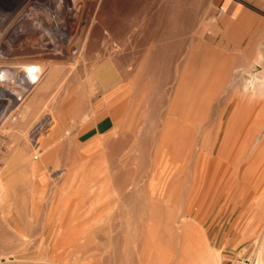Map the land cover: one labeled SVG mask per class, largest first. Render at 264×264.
I'll use <instances>...</instances> for the list:
<instances>
[{
  "label": "bare ground",
  "instance_id": "1",
  "mask_svg": "<svg viewBox=\"0 0 264 264\" xmlns=\"http://www.w3.org/2000/svg\"><path fill=\"white\" fill-rule=\"evenodd\" d=\"M208 2L59 0L64 22L47 29L27 11L13 14L0 5V131L7 123L12 138L17 133L31 137L36 148L27 139L14 148L6 173L0 172V201L9 185L29 175L27 166L18 174L20 164L49 166L30 170L36 181L53 177L58 183L64 176V185L55 186L46 203V221L36 220L26 233L0 230V264H79L101 248L109 249L113 264H168L166 255L173 250L182 252L181 262L221 264V251L205 234L194 239L188 230L200 229L191 219L196 202L205 196L195 189L198 172L202 183L225 187L215 197L225 199L234 186V203L241 199L245 181L254 182L264 165V104L235 105L220 138L230 106L219 113L211 103L218 91L214 85L230 74L231 62L217 55L211 65L207 47L196 45L180 71L181 35L198 19V7ZM254 57L251 52L240 68L253 67ZM244 84L240 101L264 98V76L253 74ZM214 115L219 120L212 122ZM47 127L52 140L43 147ZM244 129L260 136L261 148L229 152L231 140L232 148L241 146ZM247 153L254 157L243 172ZM160 162L157 183L150 174ZM96 194L94 211L112 212L103 225L80 216ZM172 201L179 206L166 204ZM59 211L52 222L51 215ZM94 214L93 219H103ZM258 248V264H264V237ZM35 251L40 253L30 259L27 254ZM68 256L73 263L65 261Z\"/></svg>",
  "mask_w": 264,
  "mask_h": 264
},
{
  "label": "rangeland",
  "instance_id": "2",
  "mask_svg": "<svg viewBox=\"0 0 264 264\" xmlns=\"http://www.w3.org/2000/svg\"><path fill=\"white\" fill-rule=\"evenodd\" d=\"M1 1H2V2H0L1 6L6 5V9H5L6 12L8 11V12H12L13 14L14 13L18 14L21 9L23 11L25 10L28 13H30L32 16H35V18H37V23L39 22L40 24L45 26L44 29H47V27H49L52 24H57V23L59 24V23L64 22L63 17L59 15L60 10L64 9V6L62 3L61 4L59 3V0H29V4H28V0H25L24 5L19 4L18 3L19 0H1ZM207 1H209L207 6L198 7V9H197L198 19L193 24H191L192 26L190 25L185 30V32L181 35L183 46H182V49L180 52L181 62L179 65H180V69H181L180 71L182 72L184 70L185 65H186V61H187L186 59L194 52V50H195L194 48H196L195 47L196 45H201V46L205 45L207 47V49H208L207 52L211 58V60H210L211 65L214 64L215 57L217 55L222 56V57H224L225 60H227V61L229 60V62H231L230 63L231 64V70L229 72L230 74L224 78L222 84L214 85L215 89L218 91H216L217 93L214 94L215 100L211 103L212 105H214V108L216 109L215 111H217V110L219 111V109L222 110V106H224V107L230 106V108L227 110V112L225 113V116H224V124L225 125L223 126V129L220 130V133H219L220 138H222L224 135V132H225L224 129L226 126V122L230 119V116L232 115V111H233L235 105H246V106H248V105H262V104H264V98L257 97V96H255L253 98H247L245 101L244 100L240 101V99H239V96L244 93L243 88L246 85L244 83H246V81H250L253 74L257 75L258 77H263L264 72L260 68L256 69V68H252V67H245V68L241 69L240 67H243L248 62L249 55L251 52H249L244 57L243 60H241V61L236 60L234 58L237 56V52L232 51L231 47L229 49L227 42H223V39H222V7H223V3L231 2L232 4H236V5H244V4L252 5L253 0H207ZM56 10H58V11H56ZM263 59H262L261 55L259 54L258 58L254 59V62H255L254 64L264 63ZM258 72H259V74H258ZM248 85L251 87L250 83ZM233 97H235V98L233 99ZM218 105L221 107L218 108L217 107ZM46 108L47 107H45V109ZM221 110L219 111V113L221 112ZM257 110H259V109H257ZM20 113H21V107H18L13 112L12 115L19 117ZM256 114H257V111L255 112L254 116H251L250 121L252 120V118L254 119ZM216 117L217 116L214 115L213 121L211 119L213 117H211L208 120L215 122V121L219 120V118L218 117L216 118ZM240 120H243V117H241ZM249 126L250 125H246V127L248 129H249ZM5 127H6V130L10 129L9 132H7L5 130ZM3 128H4V130H3ZM49 128L50 127H47L44 130L45 132H43V134H42L43 137L41 136V144L43 147L49 144V142H50L49 140H52L51 139L52 136L50 134L51 132H50ZM248 129H244V131L242 133L244 136L242 135V139L240 140L241 146L238 144L237 148H232L233 140H231V143L229 144V148H228L229 152L231 151L232 153H236L238 150L242 151V153L244 151L248 152V151L252 150L253 147L256 148L257 145L259 146L257 150H259L261 148V146L259 145L261 142L257 140L258 138H260V136L259 135L256 136L255 134L250 133V131ZM248 131H249V133H248ZM46 132H48V133H46ZM0 133H1L0 134V140H1L0 141V150H1V152H0V172L2 170L6 171L7 165L9 164L8 163L9 159L11 158L10 157L11 154L17 148L18 145L24 144L26 139L30 143L31 148L32 147L34 148V149L32 148V150L36 151L35 145L33 144L31 137H28V138H30V139H28L27 137L25 138L24 135H21V133H17L12 138V136L9 135V134H13L12 129L8 126L7 123L4 125V127L1 128ZM213 133H214V131H213ZM19 134H20V136H19ZM17 135H18V137H16ZM44 135H46L48 137H46ZM21 136H22V138H21ZM44 142L46 145H43ZM2 150H4V151L2 152ZM250 153H252V152H250ZM250 153H247L244 157L245 161L243 160V167H242L243 172L246 168L245 164H246V166L249 165L248 159L252 160L254 157ZM36 160L34 159L33 162ZM49 165H51V164H49ZM23 166H25V167L27 166V167L25 168ZM37 166H38V164L37 165L34 164V168H33L32 164H29V165H28V163L25 165L20 164V166H18V171H19L18 174L20 175V173L23 171L22 169L25 168V170H24L25 175H27L29 173V175H28L29 177L24 176L26 179L20 178V180L16 183L15 187H11L9 185L8 180L5 178L6 184L9 185V188L7 189L9 194L3 199L4 202H2V200L0 201V204L1 203L4 204V205L3 204L0 205V208H1L0 220H2L1 218H3V216H4V218L2 220L3 222L0 221V226H1L0 230L1 231L5 230V228H7L6 230H8L9 232H12V233L13 232L26 233V232L30 231L29 229H31V225L33 222H35L37 220L39 223H37V221H36V223L40 224L43 222V219H44V221H46V218L49 216L47 206L50 202V199H52L51 198L53 196L52 194H55V191L57 190V188L55 186L60 187V186L64 185V183H63V181H64L63 177L64 176L62 175L61 178L56 180L58 183L53 182V180H54L53 177L45 178L41 181H36L35 179H33L31 177L30 170L32 168L33 169L38 168V169H41L43 171L44 170L46 171L49 168V166L45 165V163H39V166L38 167ZM5 171L3 173H6ZM160 171H161V162L159 164H157V166H154V168L150 174V179H155V182L158 183ZM255 177L257 179H255V181L252 183H247V180L245 181L246 183L244 182L245 186H244V190H243V195H242L241 199L235 204L234 200L231 197V192H233V190L235 188L234 186H230V189H229L230 194L225 199H223L222 197L220 198L221 194L223 195V193L225 191V187L222 188V186L218 185L217 183L216 184L215 183L213 184L210 182H203L202 183L199 180L200 179V171L198 172V181L196 183L195 189L198 192L205 194V196L202 197L198 202H196V205H195V207L191 213V219H194L195 221L198 222L200 229L189 227L188 230L191 232L194 239H196V237L199 236V233L205 234V236L208 238V240L211 241L212 247L221 251V256H222L221 264H258V260H259L258 243L261 242L262 238L264 237V200H263L264 199V165L262 168H260V166H259V168L256 171ZM19 182H22V183L19 184ZM48 183H50L52 185L49 184V187H48L47 186ZM53 187L55 189H53ZM218 188L219 189L222 188V190L220 192V196L217 198V197H215V192L217 191ZM42 189L45 190V192L42 191ZM46 189L47 190L49 189V192ZM64 189L65 188L63 187V188H61V191H60L61 198L63 199V200L61 199L62 202L65 201L64 198L66 196V189H65V191H64ZM52 191H54V192H52ZM46 193H48L49 195L47 196ZM95 198H97V194L94 195L92 199L90 198L88 200L89 203L85 204L86 210L85 211L83 210L82 213L80 214V216H82L81 220H82V218H84V219L87 218L86 220H89L90 218H92L93 221L92 220L89 221L91 225L92 224L103 225L104 223L106 224L107 223L106 221H108V218L111 216L110 214L112 212H108V210H107L105 212L99 213V211L97 212V209L95 208V211L97 213L96 218H98L102 215L101 217L103 219L100 221H99V218L96 220L93 219V218H95V214H94L95 213V211H94L95 205L92 206L94 203L92 204L91 202ZM105 200L109 201L110 198L106 197L103 199V201H105ZM34 201L36 204H34ZM62 202H61V207H63V205H64L63 204L64 202L63 203ZM42 203L43 204L45 203V204L42 205ZM46 203H48V204H46ZM166 204H168L170 206L173 205L172 207L176 206V208L179 206L176 203H174L173 201L169 202V203L166 202ZM33 206H34V209H33ZM43 207H45V208H43ZM92 208H93V210H91ZM2 209H3V212H2ZM22 210L24 212H22ZM45 210H46V212H45ZM38 211H39V214H38ZM178 212H180V210ZM58 213L51 215L52 216V220H51L52 222H54V223L56 222L57 217H59V215H60V211ZM106 213H107V217H106ZM83 214H85V215L83 216ZM37 215H38V218H37ZM53 218H55V219H53ZM253 218H254V220H253ZM6 222L8 224H6ZM91 222H94V223H91ZM1 223H2V225H1ZM96 223H99V224H96ZM150 223H153V221H150ZM3 225H6V226H3ZM99 238H102V236H100ZM103 238H104V236H103ZM101 251H103V252H101ZM39 253L40 252L35 251V252L29 253L27 255L29 256L30 259H32L34 255L37 256ZM139 254L137 253V255H139ZM96 255H98V256H96ZM96 255L93 256L94 260L91 259L92 258L91 257L90 258L91 260L88 259V260H85L83 262H80L79 264H84V263L85 264H103V263L113 264V262H114L113 259H112V261H111V259H109L110 258L109 257L110 256L109 249H107V251H106V248H101L100 250H98V253ZM166 256L168 258L169 257L171 258V261L168 264H190L189 261H186V260H184L183 262L180 261L182 258V252H180V250H173L170 253V255H166ZM96 259H98L99 261H97ZM65 261L68 263H73L74 259L71 258L70 256H68V258H66ZM91 261L94 263H92ZM1 262L3 264H7V263H5L4 260H1ZM114 264H121V263L118 261L117 263L115 262ZM145 264H147V263H145Z\"/></svg>",
  "mask_w": 264,
  "mask_h": 264
},
{
  "label": "crops",
  "instance_id": "3",
  "mask_svg": "<svg viewBox=\"0 0 264 264\" xmlns=\"http://www.w3.org/2000/svg\"><path fill=\"white\" fill-rule=\"evenodd\" d=\"M222 39L229 49L231 47L232 51L237 52L236 60H243L249 52L255 53L254 59L259 54L263 59L264 0H253L252 5L223 3ZM252 68L264 71V63H256Z\"/></svg>",
  "mask_w": 264,
  "mask_h": 264
}]
</instances>
